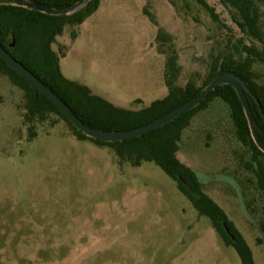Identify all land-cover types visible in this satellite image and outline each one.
Returning a JSON list of instances; mask_svg holds the SVG:
<instances>
[{"label":"rangeland","instance_id":"374dc122","mask_svg":"<svg viewBox=\"0 0 264 264\" xmlns=\"http://www.w3.org/2000/svg\"><path fill=\"white\" fill-rule=\"evenodd\" d=\"M182 1L188 8L177 13L167 0H100L81 25L56 38L62 75L125 109L164 98L165 56L144 14L148 2L170 37L165 49L177 55L175 83L200 85L218 35L232 34L234 43L238 32L218 0L204 1L231 32L217 30L194 0ZM254 70L264 84V64ZM24 112L23 92L0 75V264H241L153 162H120L109 147L76 140L53 114L29 138ZM177 157L245 240L253 263L264 264V232L242 187L252 175L240 161L250 155L224 102L214 99L192 117Z\"/></svg>","mask_w":264,"mask_h":264},{"label":"trees","instance_id":"16d2710c","mask_svg":"<svg viewBox=\"0 0 264 264\" xmlns=\"http://www.w3.org/2000/svg\"><path fill=\"white\" fill-rule=\"evenodd\" d=\"M25 1L47 8L64 9L75 5L79 0ZM167 1L177 13L186 12L184 10L188 8V5L181 0ZM194 1L216 24L217 30L222 32L225 29L231 32V29L221 22L215 10L204 0ZM148 2L144 14L158 28L157 51L165 56L164 78L168 92L164 98L140 110L115 106L93 94L87 86L66 79L60 71L59 58L63 57V53L60 56L53 50L52 46L56 38L63 34L65 27L81 25L96 12L100 0H88L76 12L58 16L13 5L11 0H0V46L57 95L80 121L90 128L104 132L127 131L154 122L197 96L219 75L231 72L246 84L255 99L247 96L257 134L264 143V84L258 82L259 75L254 70L255 65L264 64V0H218L227 10L238 37L233 43L232 34L218 33L217 49L211 55L203 81L200 85L189 81L184 86L175 83L179 72L177 55L173 49H165L170 37L158 27V23L148 10ZM70 36L72 40L76 38L74 30L71 31ZM12 43L14 46L10 48ZM0 75L6 76L23 92L25 112L22 121L25 125L30 124L29 138L35 136L34 124L44 122L53 114L65 121L76 140H88L95 145L109 147L120 162H128L132 166H139L142 162H153L176 183L178 190L188 199L198 215L210 221L213 230L222 239L224 245L235 250L241 264H254L245 240L227 220L218 205L203 192L195 172L181 163L177 157L181 134L192 117L207 109L214 99L224 102L230 112L235 138L250 155L249 160L240 161L243 169L252 175L251 178L245 179L250 187L242 186L244 196L250 193L246 208L251 214L258 216L260 230L264 232V153L255 146L250 137L242 105L231 86H218L197 107L147 134L119 142H104L84 135L1 59ZM223 223H226L230 229L234 240L226 234Z\"/></svg>","mask_w":264,"mask_h":264},{"label":"water","instance_id":"95a60500","mask_svg":"<svg viewBox=\"0 0 264 264\" xmlns=\"http://www.w3.org/2000/svg\"><path fill=\"white\" fill-rule=\"evenodd\" d=\"M13 5L21 6L35 10L42 14L58 16V15H69L80 9L85 2L88 0H79L75 5L64 8V9H53L40 6L39 4H33L25 0H11ZM14 43L9 47L12 48ZM0 59L14 72H16L21 78H23L36 92L46 98L53 106H55L78 130L89 138L104 141V142H119L132 138H136L147 134L169 122L183 115L184 113L197 107L202 101H204L208 95L218 86L229 85L231 86L242 105L243 112L246 118L247 126L249 129L250 137L255 146L264 153V143L261 142L257 130L256 123L253 118L251 109L249 107L247 96L252 97L250 90L246 84L236 75L231 72H226L216 77L210 84H208L197 96L188 100L181 106L173 109L167 114L161 116L156 121L148 123L144 126L119 132H104L97 129H93L85 125L80 121L69 107L61 101L57 95H55L47 86H45L40 80H38L31 72L24 68L19 62H17L5 49L0 46ZM253 100L254 97H252ZM226 234L234 240V236L226 223H223Z\"/></svg>","mask_w":264,"mask_h":264}]
</instances>
